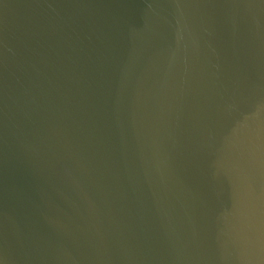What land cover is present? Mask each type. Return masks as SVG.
Returning <instances> with one entry per match:
<instances>
[{
    "label": "water",
    "instance_id": "obj_1",
    "mask_svg": "<svg viewBox=\"0 0 264 264\" xmlns=\"http://www.w3.org/2000/svg\"><path fill=\"white\" fill-rule=\"evenodd\" d=\"M0 264H264V0H0Z\"/></svg>",
    "mask_w": 264,
    "mask_h": 264
}]
</instances>
